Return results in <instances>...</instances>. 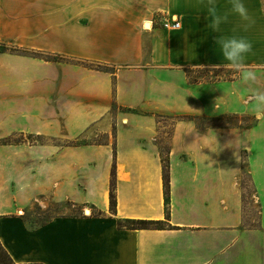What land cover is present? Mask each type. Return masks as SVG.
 <instances>
[{
    "label": "crops",
    "instance_id": "obj_1",
    "mask_svg": "<svg viewBox=\"0 0 264 264\" xmlns=\"http://www.w3.org/2000/svg\"><path fill=\"white\" fill-rule=\"evenodd\" d=\"M243 3L247 20L229 0H0V242L16 264H264V1ZM220 35L250 41L241 74L190 84L186 68H230ZM226 115L260 120L173 124L167 220L159 119ZM244 173L257 226L243 220ZM47 199L90 213L30 226L25 211Z\"/></svg>",
    "mask_w": 264,
    "mask_h": 264
},
{
    "label": "rangeland",
    "instance_id": "obj_2",
    "mask_svg": "<svg viewBox=\"0 0 264 264\" xmlns=\"http://www.w3.org/2000/svg\"><path fill=\"white\" fill-rule=\"evenodd\" d=\"M264 1V0H263ZM187 80L190 84H198L204 82H213V81H226L232 80L241 74L240 69L234 68H225V67H196V68H186L185 69ZM191 119L195 125L200 128L206 127H243L247 125L254 124L260 120V117L257 115L254 116H234L226 115L216 119H205L198 118L196 121L189 116H173L169 117L166 120L159 119L161 123L162 132L166 133L167 137H163L159 140L161 142V153L164 155L167 150L168 141L167 138L170 136L172 126L177 119ZM23 136L15 137V141H22ZM32 140L31 138H27ZM48 141V138H46ZM242 187H243V198L245 201L243 209V220L246 225L257 226L260 219L259 205L257 203V198L255 195V190L251 185L249 176L247 173H244L242 178ZM48 205L45 208H42L36 204H33L27 211H25V219L30 226L38 227L44 223H48L52 219L59 216H80L88 215L85 208L80 205H76L69 202L62 203H53L47 199ZM93 214L97 212L95 210L91 211ZM101 215V214H100ZM0 264H9V260L6 258L2 250L0 249ZM38 264V263H37Z\"/></svg>",
    "mask_w": 264,
    "mask_h": 264
},
{
    "label": "clouds",
    "instance_id": "obj_3",
    "mask_svg": "<svg viewBox=\"0 0 264 264\" xmlns=\"http://www.w3.org/2000/svg\"><path fill=\"white\" fill-rule=\"evenodd\" d=\"M229 2L233 13L239 15L241 20L248 19L243 0H229ZM209 3L212 4L213 0H209ZM226 20L227 15L214 17L210 24L212 31H219V25ZM214 39L215 43L219 45L220 54L226 62V66L234 69L242 68L244 58L252 47L250 41L242 35H220ZM254 98L257 101L258 109L264 108V90L257 92Z\"/></svg>",
    "mask_w": 264,
    "mask_h": 264
},
{
    "label": "trees",
    "instance_id": "obj_4",
    "mask_svg": "<svg viewBox=\"0 0 264 264\" xmlns=\"http://www.w3.org/2000/svg\"><path fill=\"white\" fill-rule=\"evenodd\" d=\"M5 46H0V51H5ZM107 68H105L106 70ZM199 117H192L193 120H197ZM168 151L166 150L163 157V181H164V195H165V211H166V219H169V165L167 159ZM116 207V195H115V182H114V171L112 172V181H111V190H110V210L115 212ZM101 214V213H100ZM46 224V223H44ZM42 224V225H44ZM41 226V225H40ZM119 228H127V229H162L164 228L163 221H152V220H118ZM0 249L9 260V264H16L7 251L4 249L0 242ZM37 264V263H34Z\"/></svg>",
    "mask_w": 264,
    "mask_h": 264
},
{
    "label": "built area",
    "instance_id": "obj_5",
    "mask_svg": "<svg viewBox=\"0 0 264 264\" xmlns=\"http://www.w3.org/2000/svg\"><path fill=\"white\" fill-rule=\"evenodd\" d=\"M158 22L161 24L163 28L168 30H177L181 27V22L178 17L159 14Z\"/></svg>",
    "mask_w": 264,
    "mask_h": 264
},
{
    "label": "bare ground",
    "instance_id": "obj_6",
    "mask_svg": "<svg viewBox=\"0 0 264 264\" xmlns=\"http://www.w3.org/2000/svg\"><path fill=\"white\" fill-rule=\"evenodd\" d=\"M151 25V24H150Z\"/></svg>",
    "mask_w": 264,
    "mask_h": 264
}]
</instances>
